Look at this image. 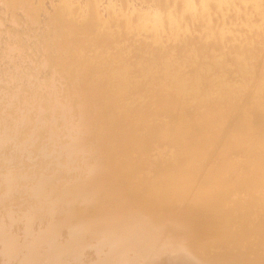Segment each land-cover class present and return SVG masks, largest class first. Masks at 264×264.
<instances>
[{
	"label": "bare ground",
	"instance_id": "1",
	"mask_svg": "<svg viewBox=\"0 0 264 264\" xmlns=\"http://www.w3.org/2000/svg\"><path fill=\"white\" fill-rule=\"evenodd\" d=\"M0 264H264V0H0Z\"/></svg>",
	"mask_w": 264,
	"mask_h": 264
}]
</instances>
